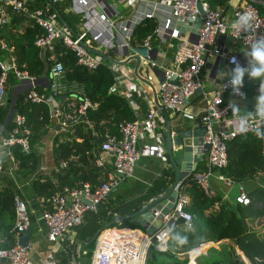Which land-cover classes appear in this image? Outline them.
<instances>
[{"label": "built area", "instance_id": "2783aa9c", "mask_svg": "<svg viewBox=\"0 0 264 264\" xmlns=\"http://www.w3.org/2000/svg\"><path fill=\"white\" fill-rule=\"evenodd\" d=\"M24 1L3 0L0 3V29L6 27L10 19L4 5L11 11L25 15L32 24L41 28L43 33L34 39L33 44L50 53L47 57V75L37 77L19 68L12 54V46L0 37V52L3 53L0 57V106L4 103L5 82L11 73L17 79L13 87H22L20 92L24 91L25 101L47 105L51 119L49 133L56 134L58 142L65 141V133L71 132L80 122L96 137L97 132L86 117V112L92 109L93 104L81 87L60 80L63 66L52 53L55 45L59 43L69 49L76 63L87 69H95L100 63L105 64L113 78L107 92L119 94L127 101H131L132 91L140 92L135 86L132 88V81L127 80L124 66L131 61L129 58L135 55L138 56L136 75L132 70L130 75L137 80L142 69L158 70L160 79L156 100L165 111L172 114L185 113L191 97L197 93L201 95L203 110L197 123L204 127L202 142L208 144L209 149L206 165L190 173L195 184L208 197L213 194L209 187L211 177L220 181L226 188L234 184L219 172L227 163L226 141L264 125V107L255 109L247 116H229L234 105L226 100V94L244 98L242 91L233 84V76L226 75L214 88L203 91L200 72L208 56L224 60L230 65L237 61L238 55L228 51L225 47L226 41L235 42L244 56L252 58V45L264 38V17L260 16L252 5L251 2L255 0L236 4H229V0H226L225 6L214 7L210 5L209 0H69L68 10L78 15L81 20L77 32H72L58 20L55 11L46 6L29 10ZM245 12L253 15V27L249 31L237 30L233 23ZM145 18L153 19L155 27L152 34H147L141 44L135 47L146 49L147 54L141 56L131 47L130 37L134 26ZM153 37L158 43L155 50L151 45ZM168 49L171 50V56L166 64ZM92 50L102 52L109 59ZM125 60L127 61L123 62ZM152 77V72L144 76L147 81ZM38 86L47 89L46 94L40 92ZM145 105L146 112L142 118L119 123L115 134L105 133L95 149L91 150L94 166H102L103 154H107L111 159L112 171L106 173L99 183L91 185L87 181L76 180L70 186H57L54 175L60 173L67 161L61 159L54 164L50 153L49 161L40 163L39 171L49 176L55 186L47 198H40L45 204L40 219L45 226V239L49 243L62 239L74 226L80 224L85 211L95 210L96 204L105 198L107 192L115 188L120 180L129 178L140 157L166 160L164 145L161 142L144 141L146 133L155 134L156 119L160 115L159 109L152 101H146ZM9 122L11 126L4 134L0 126V171L5 159L12 161L9 150L11 146H18L22 152H29V132L24 126V117L12 112ZM230 122L233 123L231 128L228 127ZM75 140L80 141L77 137ZM15 166L12 162L9 170H14ZM180 182L177 181L173 186L175 196L172 207L163 214L160 211H152V217L159 216L158 228L151 234H146L138 228L103 229L95 239L88 264H143L149 246L157 252L167 250L171 230L178 226L184 231L190 230L192 216L185 209L188 197L182 192ZM235 183L237 189L234 201L241 205L247 204L245 188L241 183ZM26 206L22 195L15 193L13 243L9 247L0 248V264H34L29 258L31 243L28 240L23 244L18 243L22 232L29 228ZM113 231L130 232L124 237L114 234L108 241ZM209 245L211 242H202L188 250L187 264H196L197 255ZM69 264L77 263L72 259Z\"/></svg>", "mask_w": 264, "mask_h": 264}, {"label": "trees", "instance_id": "16d2710c", "mask_svg": "<svg viewBox=\"0 0 264 264\" xmlns=\"http://www.w3.org/2000/svg\"><path fill=\"white\" fill-rule=\"evenodd\" d=\"M1 2L3 0H0ZM209 3L212 7L225 6L226 0H209ZM251 3L259 15L264 17V0H255ZM24 4L29 10L46 6L49 10L55 11L58 20L72 32L78 31L81 20L78 15L68 10L69 0H25ZM4 7L10 16L5 39L12 46V54L15 56L17 66L28 74L37 77L46 76L49 66L47 57L50 53L33 44L34 39L40 36L43 31L37 25L32 24L25 15L11 11L5 5ZM154 27L155 21L150 18H145L136 24L130 37L131 47L135 48L140 45L147 34H152ZM0 37L3 35L0 34ZM151 45L154 50L158 47L154 37ZM234 47L237 49L238 44H235ZM52 53L58 57L63 66L60 80L81 87L92 102L93 107L86 112V117L91 121L97 135L96 137L92 136L90 130L85 128V124L80 122L72 128L71 132L65 133V141L58 142L57 135L49 133L51 119L47 105L25 101L23 99L24 91L18 93L13 105V112L24 117V126L29 132V152H22L18 146H11L9 150L12 154V161L5 159L3 169L0 171V248L9 247L13 243V196L15 193H20L26 201L29 217L28 230L31 239H36V214L41 215L45 205L44 202H38L37 199L47 198L50 192L55 189L49 176L38 169L44 160L43 154L40 152L43 143L46 144L47 150L50 145L51 161L54 164L61 159L67 161L60 173L54 175L58 182L57 186H70L76 180L87 181L91 185L97 184L100 173L92 163L91 150L95 149L105 133L115 134L119 123L135 118L125 98L119 94L107 92L113 78L105 64L100 63L95 69L80 66L76 63L73 53L59 43H56ZM2 54L0 52V57ZM236 68L237 62L232 64L234 71ZM234 79L235 75H233ZM16 81L13 74L9 73L5 82L4 103L0 106V126H2L3 134L11 126V122L4 125V120L13 84ZM236 86L245 97H253L259 93V78H252L250 74L244 72L242 83ZM38 90L43 94L47 92V89L41 86H38ZM175 126L176 131L186 128L179 120ZM76 137L80 141H76ZM47 139L49 140L46 142ZM226 157V166L219 172L234 183L251 181L258 175L264 174V125L255 131L227 140ZM12 162L16 165L15 169L9 170ZM263 176H261L262 180ZM104 177L105 174L101 179ZM171 179V168L164 169L136 198L117 204L108 199L106 203L101 201L98 209L85 211L80 224L72 228L74 241L71 244L63 243L62 248L54 252L57 264H69L72 259L77 263L72 249L73 243H80V250L84 251L80 257L85 259V264L87 261L89 262L95 238L105 228H140L129 219L112 223L110 221L114 215L133 212L150 198L162 194ZM180 186L182 192L188 197L185 209L192 216V228L184 231L178 226L171 230L167 241V250L164 252H157L149 246L143 264H187L186 252L202 242H218V244L217 247L210 246L204 253L198 254L196 264H243L237 250L250 264H264L262 263L264 257V182L246 190L247 204H238L233 199L231 206L226 205L218 195L206 196L195 184L191 175L181 180ZM129 232L113 231L108 241L114 234L124 237Z\"/></svg>", "mask_w": 264, "mask_h": 264}, {"label": "crops", "instance_id": "0c3cea01", "mask_svg": "<svg viewBox=\"0 0 264 264\" xmlns=\"http://www.w3.org/2000/svg\"><path fill=\"white\" fill-rule=\"evenodd\" d=\"M244 1L245 0H229V4H236L239 2L244 3ZM3 30H4L3 28L0 29V34L2 35H3ZM7 30L8 28L6 29V32ZM2 38L5 39L6 34L3 35ZM235 44H236L235 42L226 41L225 47L228 49L229 52H234L238 55V58L236 61L237 67L239 66L241 69L245 70L244 72L250 74L255 62L253 61L252 58L244 56L238 48L235 49L234 47ZM170 52H171L170 49H168L166 53V58H165L166 64L169 63L170 56H171ZM130 60L131 61H128L124 65L125 73L127 75V80L129 79L130 81H132L133 83L132 88L135 86V89H140V92H138L137 90L132 91L131 101H127V100L126 101L128 102L135 116L134 119H140L144 116L146 112V105H145L146 101H152L153 105L156 106L154 103V94L156 95L157 85L160 79V73L158 72L157 69H151V70L142 69L140 70L139 77L145 80L144 76L147 73L152 72L153 74L152 79L150 81H147V80L141 81L139 79L134 80L132 76L130 75V70L133 71L135 60L134 59H130ZM226 75H232V76L235 75V71L232 69V65L227 64L226 61L224 60L214 58L212 56H208L206 58L205 65L203 66L200 72L201 89L203 91H208L214 88L217 82L223 77H225ZM259 85H260L258 89L259 93L253 97L244 96L243 99H240L235 96H232L231 94H226L225 96L226 100L230 101L234 105V109L230 111L229 116H233L235 114L238 116H247L248 114L255 111V109L264 107V77L259 78ZM202 110H203V102L201 100L200 93H197L191 97V99L189 100L187 111L185 113L172 114L166 111V114H165L166 116H164L158 110V114L160 115L156 119V132L154 135L144 132L146 133V135L144 136V141L148 143L161 142L164 145L165 125L167 121L170 126V131H175V127H176L175 125H176L177 120L181 121V123H183L187 128H192L197 123L198 116L202 113ZM228 125H229L228 127L231 128L233 123L230 122ZM49 149H50L49 147H48V150L46 149L47 150L46 154H44L43 156V158L45 157L44 160L47 159L49 161V158H50ZM201 156H202V160L197 162L195 170L197 168H203L206 165L207 152L203 153ZM94 168L99 169L100 176H98L97 178V181L99 182L101 177H103V174H106L112 171L111 159L109 158L107 154H103L102 166L100 167L95 166ZM167 168H171L169 166L167 159L165 161H162V160H158L155 158L140 157L134 165L132 175L129 178L120 180L118 185L115 188L111 189L109 194H107L102 201L106 203L107 200L109 199L110 201H113L115 204H117L121 201L127 202L129 200L136 198L137 196L141 195L145 191L146 187L151 183V181L155 177H157L160 174L162 170L167 169ZM195 170H193L192 173ZM262 175L260 174L258 175V177H255L253 180L246 181V182H253V183L256 182L255 185H260L264 182L261 179ZM172 178H173V171H172ZM170 182L168 183V185L170 184ZM246 182L241 183L243 187L245 188V190L252 188V187H246L245 185ZM220 183L221 182L215 179L214 177H211L209 180V186L213 192L212 196L218 195L219 197L223 199L221 195L222 193L220 191V186L223 184L222 183L220 184ZM234 184H235V193H236L237 185L236 183ZM37 201L42 202L40 198H38ZM32 212L33 214H35L34 211ZM115 216L117 215H114V217ZM36 222H37V235H36L35 240L31 239L30 232H29L28 241L31 243V246H32V250L29 253V258L32 262H34V264H57L56 260L54 259V252H56L58 249H61L63 243L68 242V244H71V242L74 241V232L71 229L58 242L49 243L45 239V226L40 219L39 213L36 214ZM217 244L218 242L216 243L211 242V245H209V247L210 246L217 247ZM72 249L75 254V257L77 258V263L85 264V259L80 257V255L84 253L83 250H80V243H73ZM205 250L201 253H204ZM237 253L239 254V259L242 261L243 264H250L248 260L242 255L241 252L237 250ZM86 264H88V261Z\"/></svg>", "mask_w": 264, "mask_h": 264}, {"label": "water", "instance_id": "95a60500", "mask_svg": "<svg viewBox=\"0 0 264 264\" xmlns=\"http://www.w3.org/2000/svg\"><path fill=\"white\" fill-rule=\"evenodd\" d=\"M65 25V24H64ZM109 59L105 54L100 51L92 50ZM134 51L141 56H145L147 51L145 48H134ZM153 57V56H152ZM129 59L135 60V65L133 68V73L136 75V66L138 64V56H131ZM128 59V60H129ZM127 60L123 61L126 62ZM141 81H145L138 78ZM22 90V87L15 86L12 89L10 102L8 105L6 117L4 120V125L10 121L13 105L16 101L17 95ZM5 98V95H4ZM154 103L159 111L166 116V111L157 103L156 95L154 94ZM204 134V127L196 123L192 128H184L178 131H170V126L168 121L165 125V138H164V152L166 159L168 160L169 166L173 171V178L167 189L160 195L156 196L151 201H147L142 204L137 210L124 214L115 216L110 223L114 221H122L124 219H129L133 221L134 224L139 226L146 234H151L156 228L159 227L160 222L158 220L159 216L152 217V211H160L161 214L166 213V211L172 207V202L174 200L175 191L173 186L177 181H181L186 178L190 173L195 170L197 162L202 160V154L207 152L209 145L202 142V136ZM110 192V191H109ZM107 192V194H109ZM106 194V195H107ZM86 203L87 200H84ZM100 206L99 203L96 204V209ZM29 239V230L22 232L21 237L18 240L19 244L25 243Z\"/></svg>", "mask_w": 264, "mask_h": 264}, {"label": "clouds", "instance_id": "9594fccd", "mask_svg": "<svg viewBox=\"0 0 264 264\" xmlns=\"http://www.w3.org/2000/svg\"><path fill=\"white\" fill-rule=\"evenodd\" d=\"M252 21L253 15L250 12H245L238 16L237 20L233 23V27L237 28V30L249 31L253 27ZM250 56L255 62L250 73L251 77H264V38L259 43L252 45ZM244 71L239 66L236 68L235 79L233 80L234 85H240L242 83Z\"/></svg>", "mask_w": 264, "mask_h": 264}, {"label": "rangeland", "instance_id": "374dc122", "mask_svg": "<svg viewBox=\"0 0 264 264\" xmlns=\"http://www.w3.org/2000/svg\"><path fill=\"white\" fill-rule=\"evenodd\" d=\"M8 28V25L6 27H4L3 29V35H5L6 33V29ZM99 49V48H98ZM49 139L46 140V142L48 141ZM46 144L43 143L41 145V148H40V151L42 152L43 156L44 154H46V147L45 146ZM46 156V155H45ZM45 158V157H44ZM45 162H47L48 160L45 159L43 160ZM263 181H264V178H263ZM256 182H246L245 185L246 187H253L255 185ZM221 184V183H220ZM210 187V186H209ZM220 191H221V195L223 197V201L226 203V205L228 206H231L233 204V198H234V195H235V184H233L230 188H226L224 187L223 185L220 186ZM225 193V194H224ZM139 230L143 231L141 228H138Z\"/></svg>", "mask_w": 264, "mask_h": 264}]
</instances>
